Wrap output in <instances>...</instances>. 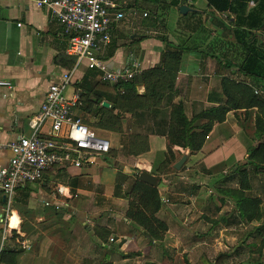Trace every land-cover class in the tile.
Instances as JSON below:
<instances>
[{
	"label": "crops",
	"instance_id": "obj_1",
	"mask_svg": "<svg viewBox=\"0 0 264 264\" xmlns=\"http://www.w3.org/2000/svg\"><path fill=\"white\" fill-rule=\"evenodd\" d=\"M112 1L125 15L115 22L111 42L99 51L110 67H132L138 62L142 72L136 77H141L145 70L166 68L168 43L185 48L174 91L153 108L121 111L116 131L94 128L86 121L88 116L79 107L80 83L85 77L102 81L100 72L88 68L86 61L76 66L75 55L68 51L69 37L53 12L39 7L36 0H0V77L11 82L10 87L0 86V141L31 135L30 120L40 111L50 83L73 70L70 86L74 88L68 98L80 91L76 114L95 131L117 133L121 142L120 149L112 146L117 154L115 168L107 160L110 153L81 168L53 167L41 180L17 190L11 205L0 191V254L18 251L16 264H234L238 242L242 244L238 239L242 225L257 219L242 218L232 194L218 189L240 187L238 167L230 174L224 169L215 184L209 180L218 174L214 168L218 163L229 160L227 168L248 159L250 148L236 152L245 148L237 138L241 127L252 128V147L258 145L256 108L231 110L225 121L214 124L195 153L172 147L175 160L166 167L170 181L159 188L163 207L157 216L167 225L164 239H152L127 217L129 199L116 195V184L125 182V189L132 180L133 176H127L122 181L123 173L165 168L161 163L170 143L171 103L182 100L191 118L225 102L222 78L250 79L238 65L227 66L224 44H216V39L227 38L211 30L212 9L207 0ZM183 4L192 8L186 14L180 11ZM217 15L227 19L229 13ZM261 34L264 40V31ZM137 89L143 94L145 83ZM137 135L147 137L148 148L131 153L130 149L142 150L134 145ZM183 155L187 159L181 169L174 168ZM11 156V150L0 149V168L9 165ZM250 183L254 187L252 178Z\"/></svg>",
	"mask_w": 264,
	"mask_h": 264
},
{
	"label": "trees",
	"instance_id": "obj_2",
	"mask_svg": "<svg viewBox=\"0 0 264 264\" xmlns=\"http://www.w3.org/2000/svg\"><path fill=\"white\" fill-rule=\"evenodd\" d=\"M250 1H254L253 6ZM207 2L212 9L211 30L227 38L216 39V44L219 41L224 44L222 51L225 52L228 60L227 66L231 68L233 65H238L239 71L250 80L222 78L225 102L207 107L191 118L188 117L182 100L171 103L167 132L170 143L161 164L166 168L174 163L175 155L172 150L174 145L188 148L192 153L199 151L214 124L225 121L231 110L256 108V135L260 141L257 146L249 149L246 163L236 170L239 174L240 187L218 189L232 194L242 218L248 221L259 220L262 218V198L249 196L246 191L253 188L250 183L251 178L264 172V92H256L260 88L264 90V40L261 34L264 31V0H207ZM178 3L176 1L174 5ZM218 12H227L229 15L227 19H224L217 15ZM184 49L179 45L168 43L165 69L156 67L145 70L141 77H135L124 84L92 81L85 77L80 83L79 107L88 116L86 121L94 128L116 131L122 118L121 111L150 109L160 105L163 97L175 89V78ZM140 83L146 85V91L143 94H140L137 89ZM111 96H116V99L112 101ZM105 100L112 102L113 107H105L102 104ZM136 137L134 145L140 146L142 150L130 149L131 153H140L148 148L146 136L137 135ZM144 145L146 148L143 147ZM112 150L111 148L110 152ZM249 165L254 168V171L248 167ZM120 172L123 173L122 170ZM152 173L161 179L162 172L154 169ZM123 175L125 178L122 181H125L127 176H133L125 189H123L125 182L116 184V195L129 199L127 217L142 226L152 239L157 241L164 239L167 225L157 216L163 207L160 189L141 181L137 171L133 175L125 173ZM17 254L18 251L10 249L2 251L0 263L6 261L9 264H16ZM221 260L220 258L219 263ZM146 264L156 263L147 262Z\"/></svg>",
	"mask_w": 264,
	"mask_h": 264
},
{
	"label": "built area",
	"instance_id": "obj_3",
	"mask_svg": "<svg viewBox=\"0 0 264 264\" xmlns=\"http://www.w3.org/2000/svg\"><path fill=\"white\" fill-rule=\"evenodd\" d=\"M36 3L49 8L57 17L69 37L68 51L75 55L76 66L86 61L88 68L100 72L102 81L112 84L127 83L142 72L138 62L132 67L112 68L99 56V51L112 40L115 22L125 15L112 0H36ZM250 4L253 6L254 1ZM147 15L145 12L144 16ZM72 75L73 70L67 71L50 83L40 111L30 120L31 135L0 141V149L12 152L9 165L0 168V191L8 205L17 190L41 180L49 169L67 164L81 168L91 159L109 154L112 148L108 139L99 136L76 114L80 91L66 97ZM0 86L10 87L11 82L0 77ZM163 201L168 203L169 199Z\"/></svg>",
	"mask_w": 264,
	"mask_h": 264
},
{
	"label": "rangeland",
	"instance_id": "obj_4",
	"mask_svg": "<svg viewBox=\"0 0 264 264\" xmlns=\"http://www.w3.org/2000/svg\"><path fill=\"white\" fill-rule=\"evenodd\" d=\"M73 88L74 86H69L68 91L65 92L66 97H70L69 95H71ZM240 129L241 130L237 138H239V142H242L245 148L241 150L240 149L236 150L237 154L242 153L244 149L246 151L248 148H251L252 145L255 144L254 142L255 140L253 139L252 128L244 125ZM96 133L99 136L108 139L113 147L120 149V144H121V142H119L120 136H118L117 133L111 131L106 132L103 130H98L96 131ZM115 156H117L116 151L112 150L110 152V156L107 159L110 163L112 162L114 164V165L112 164L113 168H115V166L117 165L116 164L117 162L113 161L115 159ZM246 160H247L246 157L242 158L241 160H239V162L234 164L236 166L234 167L228 166L227 168L224 167H226L225 163H228L229 160H227L226 162H221L220 164L218 163L214 167L216 169L215 170L216 173L218 174L215 176H211L209 181L215 184V182L218 179L222 178L221 173L224 169L230 171L229 172L230 174L237 167H241L246 162ZM249 168H251V170L254 171V168L252 166ZM161 171H162L161 179L163 180V182L167 183V181H170V175L166 174L168 168L167 169L161 168ZM238 175L239 174L237 173L236 176ZM252 183L254 187H253V191L249 192V196H253V197L260 196L262 198V202H261L262 218L254 221L252 224L244 222L245 224L242 225V230L241 232H239V236H238L239 240L242 239V244L241 241L239 242L238 240L234 241L235 244L237 242L238 244H240L237 250V256L235 258L236 262L234 264H264V172H261L258 176H253ZM213 188L215 190L217 189V187H213ZM255 227L256 228L258 227V229L255 230ZM250 228H252L250 230V232L252 231L251 233H249Z\"/></svg>",
	"mask_w": 264,
	"mask_h": 264
},
{
	"label": "water",
	"instance_id": "obj_5",
	"mask_svg": "<svg viewBox=\"0 0 264 264\" xmlns=\"http://www.w3.org/2000/svg\"><path fill=\"white\" fill-rule=\"evenodd\" d=\"M190 9V6L186 5V4H183L180 6V11L184 14H186ZM104 106L106 107H109L110 106V103L107 102V101H103L102 103ZM187 159V155H183L175 164H174V168L176 169H181V167L183 166V164L185 163ZM139 173V179L141 181H144L150 185H153V186H157L158 188H165L167 186V184L163 181H161L160 177L149 172V171H146V170H141V171H138Z\"/></svg>",
	"mask_w": 264,
	"mask_h": 264
},
{
	"label": "bare ground",
	"instance_id": "obj_6",
	"mask_svg": "<svg viewBox=\"0 0 264 264\" xmlns=\"http://www.w3.org/2000/svg\"><path fill=\"white\" fill-rule=\"evenodd\" d=\"M15 222V219L13 220V223ZM17 223V222H16ZM15 226V225H14Z\"/></svg>",
	"mask_w": 264,
	"mask_h": 264
}]
</instances>
